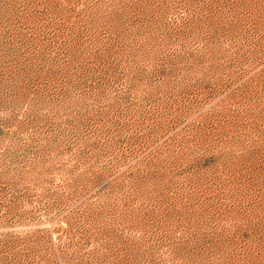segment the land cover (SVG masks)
<instances>
[{
    "label": "rangeland",
    "instance_id": "1",
    "mask_svg": "<svg viewBox=\"0 0 264 264\" xmlns=\"http://www.w3.org/2000/svg\"><path fill=\"white\" fill-rule=\"evenodd\" d=\"M0 264H264V0H0Z\"/></svg>",
    "mask_w": 264,
    "mask_h": 264
}]
</instances>
